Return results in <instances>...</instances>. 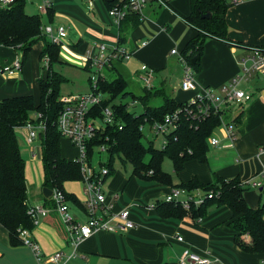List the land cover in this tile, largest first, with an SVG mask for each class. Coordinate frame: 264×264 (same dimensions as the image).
Here are the masks:
<instances>
[{"label": "crops", "instance_id": "obj_1", "mask_svg": "<svg viewBox=\"0 0 264 264\" xmlns=\"http://www.w3.org/2000/svg\"><path fill=\"white\" fill-rule=\"evenodd\" d=\"M36 1L37 4L40 2ZM51 2L54 15L52 20L49 18L50 26L55 34L58 27H69H65L67 37L64 41L67 42L69 36L73 37V46L65 48L78 58L88 75L91 70L86 67V52L92 49V45L99 43L111 48L119 44L126 47L132 56L141 54L145 64L155 71L153 90H164L175 100L180 93L192 94V97L196 94L181 89L184 65L180 55L184 54L187 45L198 34L184 19L192 11L191 0H162L163 3L159 0L152 1L143 10L140 21L128 18L120 27L108 15V8L103 0H98L88 10L86 0H83V6L75 0ZM228 3V41L212 37L206 39L200 56L201 65L195 72L200 89L209 87L220 90L241 73L240 61L250 53V48L264 47V0H239L237 3L228 0ZM59 14L64 16L61 19L64 24L54 28L55 17ZM43 46V42L34 46L22 72L13 76L0 73V101L32 95L39 102V80L47 77L48 70L44 60L40 59ZM173 50L178 53L173 54ZM18 57L20 55L15 49L0 46V63L10 65ZM60 60L62 64L61 51ZM114 62L108 69L125 79L126 73ZM171 77L175 81L170 83L169 90L166 87L165 90L164 85ZM144 89L145 87L143 92ZM234 112L242 114L234 145L222 138L224 148L214 149V159L209 156L206 164L197 160L186 162L182 171L176 173V177L172 176L173 185L141 179L133 173L129 176L109 177L105 184L108 201L113 204L115 212L128 209L135 227L127 231L95 233L79 244L76 258L66 264H178L186 250L209 258L210 264H263L264 253L246 252L236 242L238 233L231 226L233 213L227 206L212 205L200 219L191 215L171 217L156 208L158 203L165 201L174 186L193 179L202 184H210L214 181L213 173L222 178L239 177L241 181H245L258 178L264 172V89L259 91L257 97L252 96L251 100L237 106ZM67 141L72 145L68 139ZM260 149H263L262 153ZM210 152L211 150L209 154ZM73 183L76 182L65 184L66 192L78 200L77 203L69 201L70 211L76 221L85 222L88 217L83 207L82 183L79 182V186ZM245 188L247 190L244 197L251 208L264 206V182L260 188ZM44 198L43 195V199L36 205H45ZM28 204L32 206L29 199ZM71 204L75 205L74 210ZM46 207L49 208L48 214L41 218L34 230H29L31 240L39 245L45 257L56 252L70 254L72 247L65 225L53 206ZM179 236L184 239L183 242L177 240ZM244 238L250 240L248 237ZM0 264L40 263L29 246L22 243L12 247L8 231L0 224ZM43 264L54 263L44 261Z\"/></svg>", "mask_w": 264, "mask_h": 264}, {"label": "trees", "instance_id": "obj_2", "mask_svg": "<svg viewBox=\"0 0 264 264\" xmlns=\"http://www.w3.org/2000/svg\"><path fill=\"white\" fill-rule=\"evenodd\" d=\"M28 0H16L9 9L0 8V46L13 48L22 53L23 65L28 60L34 46L43 42L40 59L49 58L47 77L39 80L41 92L37 102L32 95L16 96L0 101V224L9 233L10 245H22L20 237L22 230H34L35 225L29 214V186L26 179V162L22 156L17 131L23 127L34 113H41L46 122V132L41 138L42 164L44 171L43 188L61 190L68 201L78 202L76 197L65 190V183L82 180L81 167L74 160L63 157L62 136L57 128V119L63 108L60 97L61 87L67 79L54 71L53 66L61 63V46L47 39L42 31L41 15H30L26 12ZM109 9L110 0H103ZM192 11L185 17L188 25L197 31V37L186 47L183 56L192 65L194 71L199 69L200 59L193 64V59L202 55L204 43L212 37L228 41V26L226 14L230 7L228 0H191ZM211 13V19H204L203 14ZM53 7L48 11L52 20ZM140 21L138 14H130L126 19ZM125 19V20H126ZM90 69V68H89ZM91 85V84H90ZM99 91L108 96L94 114L102 115V111L118 97L131 95L134 103L141 102L144 113L137 115L128 109V105H113L114 123L105 125L98 131L96 137L87 145V154L91 161L96 151L105 146L110 159L108 165L109 177L114 174L113 162L115 156L129 162L133 167V175L141 179L159 181L173 185L172 175L162 169L165 158L173 162L176 173L184 168L188 161L197 160L206 164L209 161V139L221 124V114L211 115L201 121H192L182 115L179 128L167 136V143L156 148L152 143L145 147L142 140L144 134L141 126L148 122H161L167 114L186 106L187 102H178L169 97L164 90H149L145 88L144 96L137 97L127 93L126 80L117 73V77L108 80L99 78ZM162 96L163 104L159 107L149 106L153 97ZM242 114L235 118L239 123ZM73 146V145H72ZM74 147V146H73ZM105 166V165H102ZM174 188H184L189 191L203 190L206 194L213 192L212 199L206 198L200 206L191 205L189 210L180 203L160 202L157 210L171 217L191 215L196 219L203 218L212 205L227 206L233 213L231 226L238 233L236 242L246 252L264 253V206L251 208L244 197L246 188L239 177L222 178L214 174V181L202 184L197 179L182 183ZM45 206H54L52 198H44ZM248 237L250 240H245Z\"/></svg>", "mask_w": 264, "mask_h": 264}, {"label": "built area", "instance_id": "obj_3", "mask_svg": "<svg viewBox=\"0 0 264 264\" xmlns=\"http://www.w3.org/2000/svg\"><path fill=\"white\" fill-rule=\"evenodd\" d=\"M16 0H0V8H11ZM89 7H93L98 0H86ZM155 0H110L111 7L108 9V15L112 18L117 27L130 14H138L140 17L148 3ZM161 3L162 0H159ZM239 0H233L237 3ZM38 11L47 14L52 8L51 0H40L37 4ZM43 33L49 41L61 46L60 39L65 37L67 30L65 27H58L55 34L52 26L43 27ZM145 45V43L143 44ZM177 54V50L172 51ZM132 56L131 52L123 45H114L109 48L104 44L94 43L92 49L86 52V67L90 68V92L70 98L62 99L63 108L57 119V128L63 138H67L78 150V156L74 159L79 163L84 193V210L87 213L85 222H78L71 214L69 201L66 194L61 190H53L52 199L54 209L59 214L63 224L65 225L70 237L72 251L70 254L64 252H56L50 256H44L38 244L34 243L30 238V231L25 229L20 233L23 244L29 246L37 261L40 264L50 262L54 264H66L70 260L76 258L79 244L85 239L91 237L97 232L108 231L118 232L127 231L135 227L134 222L130 219V211L128 209L115 212L113 204L107 199L105 192V184L109 176V168L100 166L96 168L89 161L87 154V145L93 140L98 131L108 124L114 123L113 111L110 107L102 111V115L94 114V111L104 100L103 93L99 91V78L101 70L108 67L114 61L128 60ZM180 59L184 65L183 77L181 80V89L185 92H196V94L186 103V106L176 110L174 113L167 114L161 122H148L141 126L144 131L146 126L155 134V136L164 137L163 145L167 143V136L179 128L180 118L182 115L188 116L192 121H201L207 119L212 114H221V124L217 127L214 134L209 139L210 148H224L222 138L234 145L238 138V125L235 118L238 116L234 110L240 104L251 100L252 95L243 87V85L254 78L263 77L264 80V47L250 48V53L241 61V73L236 75L220 90H214L209 87L199 88L195 79V71L187 59L180 55ZM44 64L48 68L49 58H44ZM22 57H18L15 61L8 65L0 63V73L13 76L22 72ZM140 79L145 88L154 89L155 71L143 65L140 69ZM136 103V102H135ZM227 119L229 121H227ZM46 122L43 121L41 113H34L23 127L18 129L25 133L28 144H33L37 140H41L46 132ZM223 136V137H221ZM98 150L106 152L105 146ZM263 149H260V153ZM34 158L36 154L33 155ZM264 172H261L258 178L253 177L242 181L244 187L260 188L263 186ZM213 192L206 194L201 189L189 191L184 188H173L166 196V202L180 203L185 209L189 210L191 205L200 206L206 198L212 199ZM49 212V208L45 205L30 206L29 214L31 215L34 225L40 224L41 218L45 217ZM177 240L183 242L182 237ZM209 258L186 250L180 257L178 264H210ZM264 264V262H263Z\"/></svg>", "mask_w": 264, "mask_h": 264}, {"label": "rangeland", "instance_id": "obj_4", "mask_svg": "<svg viewBox=\"0 0 264 264\" xmlns=\"http://www.w3.org/2000/svg\"><path fill=\"white\" fill-rule=\"evenodd\" d=\"M75 1L79 2L81 5L83 4V0H75ZM36 4H37L36 0H28L26 4V12L30 15H35V14L41 15V13L38 11L36 7ZM89 8L90 7L87 4L86 9L88 10ZM107 13H108V9H107ZM41 18H42L44 27L50 26L49 17L47 14L41 15ZM61 19H64V16H62L61 14H59L57 18L55 17L54 28H57L59 24L61 23L64 24ZM65 27L67 29L69 28L68 26H65ZM70 33L71 31H69V34ZM66 37H67V34L65 37H62L60 39L61 47H62L61 57L63 59V63L62 64L58 63L53 66L54 71L58 72L61 76L67 79V82L64 83L61 87L60 97L62 99L74 97L75 95L89 93L90 86H91L89 82L90 74L88 75V73L82 69L81 64H79L78 62V58L73 53H70V51H68L67 48H65L67 46L69 47H71V45L73 46V43L71 42V40H73V37L69 36L67 42L64 41ZM18 53L22 57V53L19 51ZM31 54L32 52L30 53V55ZM145 63L146 62L143 61L141 54H136L132 56L130 60L118 61V63L117 62L113 63V64H116L118 68L123 69L124 73H126L125 79L128 82V87L126 90L127 93L133 94L134 96H137V97L144 95L143 83H142V80L139 78L141 72L138 73V71L143 64L147 65ZM43 68L47 70V68L45 67ZM108 68L109 66L103 68L101 70L100 75L102 77H105L108 80L115 79L117 77V72L115 71L113 72L109 70ZM154 78H155V75H154ZM179 79L180 78L178 77V80ZM174 81H175V78L171 77L169 81H167V84L164 85V89L166 87V89L169 90L171 88L170 83ZM243 87L252 96L257 97L259 94V91L261 89H264V80L261 81L259 78H254L250 80L249 82L245 83ZM103 97H104V100L108 98V96L104 95V93H103ZM191 97H192V94L180 93L176 96V100L178 102H187L191 99ZM119 104L128 105L129 111L137 115H141L144 113V106L142 105V103L141 102L134 103V100L131 95H128L126 98H121V97L116 98L110 104L109 107L112 108L113 105H119ZM162 104H163L162 96H156L151 99L149 106L159 107ZM33 116L34 114L32 115V117ZM227 121L229 120L227 119ZM142 132L144 134V138L142 142L145 147H149V144L152 143L156 148H161L163 141H164V137L155 136V134L149 129V126H146L145 130ZM18 139H19V146H20L22 156L26 162V179H27V183L29 186V200L32 206H35L38 202H40L43 199L42 188H43V183H44V171H43V164H42V152H43L42 142L41 140H37L33 144H28L26 141L25 133L21 130L18 133ZM214 149L216 148L211 147L210 149L211 152L209 156L211 159L216 154ZM62 152H63V155L66 156L67 158H76L78 156L77 148L73 147L70 143H68L67 138H62ZM34 154H36L37 158L33 157ZM122 158H120L119 156H115L114 162H113L114 174L112 175V177H116L117 175H123V176L132 175L133 173L132 165L129 162H123L124 160ZM109 159H110V156L108 152H101L100 150H97L93 157L92 164L96 168H100V166L102 165H105V166L108 165ZM162 169L166 173H169L170 175L176 177L175 176L176 172L173 166V162L168 157L164 159L163 164H162ZM212 177L214 180L213 173H212ZM73 184L78 185L79 182H76ZM80 186L83 187L82 184H80ZM71 206L73 207V210H74L75 205L71 204Z\"/></svg>", "mask_w": 264, "mask_h": 264}, {"label": "water", "instance_id": "obj_5", "mask_svg": "<svg viewBox=\"0 0 264 264\" xmlns=\"http://www.w3.org/2000/svg\"><path fill=\"white\" fill-rule=\"evenodd\" d=\"M202 17H203L204 19H211L212 14H211V13H206V14H203ZM199 59H200V56L197 55V56L193 59L192 63L195 64ZM260 80L263 81V77H260ZM42 192H43V195H44L45 198H51L52 195H53V190H51V189H49V188H43V191H42Z\"/></svg>", "mask_w": 264, "mask_h": 264}]
</instances>
